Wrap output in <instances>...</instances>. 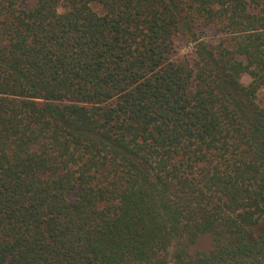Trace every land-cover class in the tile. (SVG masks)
I'll return each instance as SVG.
<instances>
[{"label":"trees","instance_id":"1","mask_svg":"<svg viewBox=\"0 0 264 264\" xmlns=\"http://www.w3.org/2000/svg\"><path fill=\"white\" fill-rule=\"evenodd\" d=\"M260 89L264 0H0V264H264Z\"/></svg>","mask_w":264,"mask_h":264},{"label":"rangeland","instance_id":"2","mask_svg":"<svg viewBox=\"0 0 264 264\" xmlns=\"http://www.w3.org/2000/svg\"><path fill=\"white\" fill-rule=\"evenodd\" d=\"M206 33L204 36L201 37V39L205 41H214L217 37L216 34L213 30H208L206 29ZM176 43L178 45V52L179 55L185 54L187 51H189L191 45L186 43L182 39H176ZM243 82H247L248 78L243 77L242 79ZM257 102L259 105L264 107V89H260L257 93ZM211 248V239L209 235H202L199 236L195 243L191 247V252H208Z\"/></svg>","mask_w":264,"mask_h":264}]
</instances>
